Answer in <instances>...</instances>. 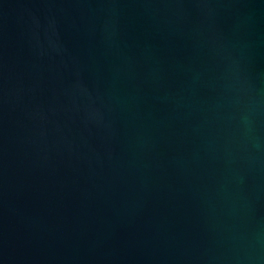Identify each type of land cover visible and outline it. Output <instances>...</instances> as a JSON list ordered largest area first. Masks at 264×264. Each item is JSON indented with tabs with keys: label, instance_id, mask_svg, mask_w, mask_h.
<instances>
[{
	"label": "water",
	"instance_id": "water-1",
	"mask_svg": "<svg viewBox=\"0 0 264 264\" xmlns=\"http://www.w3.org/2000/svg\"><path fill=\"white\" fill-rule=\"evenodd\" d=\"M0 264H264V0H0Z\"/></svg>",
	"mask_w": 264,
	"mask_h": 264
}]
</instances>
